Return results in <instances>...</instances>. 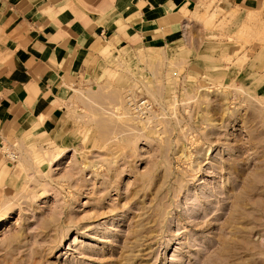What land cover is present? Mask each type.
<instances>
[{
    "label": "rangeland",
    "instance_id": "obj_1",
    "mask_svg": "<svg viewBox=\"0 0 264 264\" xmlns=\"http://www.w3.org/2000/svg\"><path fill=\"white\" fill-rule=\"evenodd\" d=\"M131 43L1 146L0 264H264V4Z\"/></svg>",
    "mask_w": 264,
    "mask_h": 264
},
{
    "label": "crops",
    "instance_id": "obj_2",
    "mask_svg": "<svg viewBox=\"0 0 264 264\" xmlns=\"http://www.w3.org/2000/svg\"><path fill=\"white\" fill-rule=\"evenodd\" d=\"M198 2L0 0V149L34 118L47 124L68 87L95 71L99 53L166 41Z\"/></svg>",
    "mask_w": 264,
    "mask_h": 264
},
{
    "label": "bare ground",
    "instance_id": "obj_3",
    "mask_svg": "<svg viewBox=\"0 0 264 264\" xmlns=\"http://www.w3.org/2000/svg\"><path fill=\"white\" fill-rule=\"evenodd\" d=\"M9 155H10V157H12V158H15L16 157V155H15V153H9ZM4 211V210H3Z\"/></svg>",
    "mask_w": 264,
    "mask_h": 264
},
{
    "label": "built area",
    "instance_id": "obj_4",
    "mask_svg": "<svg viewBox=\"0 0 264 264\" xmlns=\"http://www.w3.org/2000/svg\"><path fill=\"white\" fill-rule=\"evenodd\" d=\"M142 103H143V102H142ZM142 103H141V104H142Z\"/></svg>",
    "mask_w": 264,
    "mask_h": 264
}]
</instances>
